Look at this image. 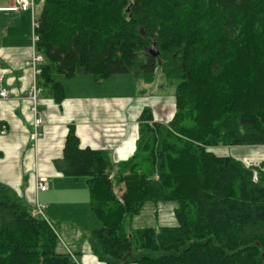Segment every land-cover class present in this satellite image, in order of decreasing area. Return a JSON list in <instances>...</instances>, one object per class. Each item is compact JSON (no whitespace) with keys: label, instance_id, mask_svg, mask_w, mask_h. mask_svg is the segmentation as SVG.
<instances>
[{"label":"trees","instance_id":"obj_1","mask_svg":"<svg viewBox=\"0 0 264 264\" xmlns=\"http://www.w3.org/2000/svg\"><path fill=\"white\" fill-rule=\"evenodd\" d=\"M36 15L45 57L38 85L59 104L58 75L101 84L133 73L153 83L159 72L178 81L173 118L154 121L144 108L127 160L80 148L69 130L55 166L86 180L100 226L85 238L97 260L264 264V167L211 150L264 145V0H36ZM164 202L177 203L176 226L127 231L146 204ZM35 208L0 183V264H77L44 207L43 216Z\"/></svg>","mask_w":264,"mask_h":264},{"label":"crops","instance_id":"obj_2","mask_svg":"<svg viewBox=\"0 0 264 264\" xmlns=\"http://www.w3.org/2000/svg\"><path fill=\"white\" fill-rule=\"evenodd\" d=\"M15 2L0 0V90L8 92L7 98L0 99V183L14 190L30 207L42 204L53 224L62 219L87 223L85 216L93 221L86 180L66 177L55 166V161L63 156L70 128L75 129L80 148L103 150L114 163L127 160L136 149L139 117L144 108L152 109L154 121L168 123L175 113L174 92L167 95L163 91L156 92L150 84L138 86L135 78L132 92L107 94L95 90V86L102 83L86 78L83 89L95 91L83 94L74 91L76 83L71 77L61 75L67 79L64 80L58 75L56 80L62 82L65 89V98L60 104L50 90L38 85L36 104L44 123L37 128L39 139L34 140V114L32 102L28 100L34 75L27 62L34 52H40L37 45L33 49L31 12L8 10ZM42 6L43 2L37 1L38 15ZM78 86L81 87L80 82ZM243 147L248 152L230 155L249 166L264 165V145ZM39 177L46 178V191L37 189ZM80 207L86 208V215L80 213ZM154 215L158 217V211ZM94 225L97 226L96 221ZM63 231L69 241L64 240L61 250L76 254L81 264H105L93 255L88 241L82 240L84 235L79 237L78 232L77 238H73V230L64 227Z\"/></svg>","mask_w":264,"mask_h":264},{"label":"rangeland","instance_id":"obj_3","mask_svg":"<svg viewBox=\"0 0 264 264\" xmlns=\"http://www.w3.org/2000/svg\"><path fill=\"white\" fill-rule=\"evenodd\" d=\"M39 8H40V6H39ZM157 74L158 75H157V77L153 83H146V81L144 79H141V78L139 80L136 79V80H138V82L136 81V83L138 84V86L142 85L143 87H145V86L147 87V85L150 84V85H152V88L156 90V92H162L163 91L165 94H167V93L173 94V92L175 91V85L178 83V81L177 80H169L165 76L160 77L159 72H157ZM71 78L72 79H70V80L74 84L76 83L74 91L79 92V93L86 94V93H91L95 90H99V91L102 90V92L107 93V94H110V93L128 94L129 92L133 91V87L131 86V84L134 85V79L136 77H134V75L132 73L117 74V75H114L113 78L109 77L101 85L95 86V90H93V89L84 90L83 89V87L86 83V78L94 81V78L92 75L86 74V75H83V77H80V75H77V76L71 77ZM79 78H82V79H79ZM60 79L67 80L66 78H64L61 75H60ZM79 82H80L81 87L78 86ZM159 85L161 86L160 88H158ZM243 146H248V145L219 146L218 148H216V147L211 148V150L214 151L215 153H217L218 155H227L228 156L230 154H245V152H248V150H247V148H245ZM253 146H257V145H253ZM246 166H249V165H246ZM261 166L264 167V165H261ZM119 193H120L119 189L116 188V194L119 195ZM176 206H177L176 202H164V203H158L157 205L154 203L146 204V206L143 208L142 212L139 215L133 217L132 219H129L128 223L126 224L127 231L133 232L136 229H139L142 227H152V226L155 227L158 225H160V226H172V227L176 226L177 220H176V216L174 215V211H175ZM79 209H80V213L82 215H86V214H84L85 213L84 211L86 208L80 207ZM155 211L156 212L158 211V217L156 215H154ZM90 214L93 218V221L88 219L85 216L87 223H85V220H83V221L80 220L78 223H76L73 221H68L67 219H62L61 221L55 222L54 224L52 223L54 225L55 229L57 230L59 241L61 242V244H60L61 246L64 245V243H65L64 240H66L67 242L69 241V239H67V237H66V233L63 231L64 227H66L70 230H73L71 232V237L77 238V233L79 232L80 233L79 237L84 235V238L82 240L86 239L88 241V239L85 238V229H89V230L94 229L96 226V225H94L95 221L97 222V226L98 227L100 226V223L94 217L93 213L90 212ZM48 217L50 218V214H48ZM163 218H164V220H163ZM88 243H89V241H88ZM89 245H90V243H89ZM62 250L64 251L65 249H62ZM70 254L73 257V259L75 260V262H77V264H81L80 259L77 257L76 254H73V253H70Z\"/></svg>","mask_w":264,"mask_h":264},{"label":"built area","instance_id":"obj_4","mask_svg":"<svg viewBox=\"0 0 264 264\" xmlns=\"http://www.w3.org/2000/svg\"><path fill=\"white\" fill-rule=\"evenodd\" d=\"M12 11H30L32 14V30H31V39L33 44V49L35 50L36 45L40 41V36L38 34L39 22L36 15V0H16L15 5L8 8ZM44 63V55L41 53H33L30 61L27 62V66H30L33 70L34 80L30 86L28 100L32 102L31 111L34 114V126L35 131L32 134L34 140H38L40 137V132L37 130L38 127H41L44 123V119L38 113L37 110V93L39 92L37 78L42 74V64ZM8 97V92L6 90H0V99H5ZM37 189L40 191H46L48 189V182L46 178L39 177L37 181ZM44 215L43 206L40 203L36 204L34 210V215Z\"/></svg>","mask_w":264,"mask_h":264},{"label":"water","instance_id":"obj_5","mask_svg":"<svg viewBox=\"0 0 264 264\" xmlns=\"http://www.w3.org/2000/svg\"><path fill=\"white\" fill-rule=\"evenodd\" d=\"M159 51H158V49L156 48V44H155V42L153 41L152 43H151V45H150V47H149V54L151 55V56H153L154 58H157L158 56H159Z\"/></svg>","mask_w":264,"mask_h":264}]
</instances>
